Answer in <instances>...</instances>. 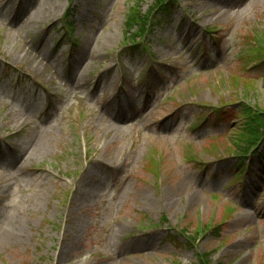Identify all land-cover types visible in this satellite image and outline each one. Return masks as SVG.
<instances>
[{"label":"rangeland","instance_id":"obj_1","mask_svg":"<svg viewBox=\"0 0 264 264\" xmlns=\"http://www.w3.org/2000/svg\"><path fill=\"white\" fill-rule=\"evenodd\" d=\"M133 1L0 0V264H264V142L232 154L264 0H178L138 48Z\"/></svg>","mask_w":264,"mask_h":264},{"label":"trees","instance_id":"obj_2","mask_svg":"<svg viewBox=\"0 0 264 264\" xmlns=\"http://www.w3.org/2000/svg\"><path fill=\"white\" fill-rule=\"evenodd\" d=\"M170 0H155L152 9L158 7H167L171 4ZM140 2L137 1L135 6L131 9L126 21L125 34L128 42L136 41V35L142 34L145 26L147 25L146 15L140 10ZM136 30L140 32L136 33ZM242 115L245 116L244 121L241 123V127L238 131L237 142L235 144L234 153L238 155L246 154L251 150L252 146L260 137L261 130H264V110L257 109L243 105L241 109ZM210 254L203 255V262L197 264H210Z\"/></svg>","mask_w":264,"mask_h":264},{"label":"bare ground","instance_id":"obj_3","mask_svg":"<svg viewBox=\"0 0 264 264\" xmlns=\"http://www.w3.org/2000/svg\"><path fill=\"white\" fill-rule=\"evenodd\" d=\"M193 25H198V23H196V24H195V23H192V25H191V26L189 27V29H188L187 36L191 33V31H192L193 29L196 28V27H193V28H192ZM184 40H186V38H185ZM87 67H88V66L86 65L85 70H86ZM100 83H101V79H98V80H97V84H100ZM118 107L120 108L121 111L125 112V109H126V108H125V105H123L122 103H119V104H118ZM118 116L122 118L121 113H120V115H118Z\"/></svg>","mask_w":264,"mask_h":264}]
</instances>
